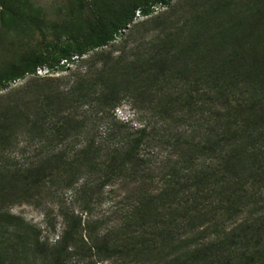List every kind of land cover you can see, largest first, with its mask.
I'll use <instances>...</instances> for the list:
<instances>
[{
	"label": "trees",
	"instance_id": "trees-1",
	"mask_svg": "<svg viewBox=\"0 0 264 264\" xmlns=\"http://www.w3.org/2000/svg\"><path fill=\"white\" fill-rule=\"evenodd\" d=\"M127 1L96 5L78 35L0 75V264H264V207H250L264 199V63L225 23L238 10ZM123 187L105 228L91 206ZM44 195L60 203L55 242L10 210Z\"/></svg>",
	"mask_w": 264,
	"mask_h": 264
},
{
	"label": "rangeland",
	"instance_id": "rangeland-1",
	"mask_svg": "<svg viewBox=\"0 0 264 264\" xmlns=\"http://www.w3.org/2000/svg\"><path fill=\"white\" fill-rule=\"evenodd\" d=\"M180 1L183 3L184 0L176 3L179 4ZM127 2V0H0V75L16 71L17 65L22 60L45 49L48 44L67 41L70 37L78 35L85 29L87 18L93 16L89 13L96 5L110 7ZM231 2V7L236 8L238 12L233 16H226V25L229 26L231 22L236 25L241 23L247 36L237 35L235 39L246 41L245 46L250 49L251 54L264 63V0H231ZM137 16L138 19H145L139 9ZM216 49L217 55L222 57L228 56L231 51L230 46L222 48L218 45ZM41 70L39 72L42 74L47 72L45 67ZM117 114L120 119H132L134 110L125 104L119 108ZM28 152L19 148L16 151V159L24 162L30 155ZM130 191V187H123L112 195H105L102 200L91 206L93 217L102 218L105 228L114 225L120 219L122 209L127 202L125 195L127 196ZM263 200L261 197L257 205L250 207L261 209L264 207ZM49 201L50 198L44 195L41 200L35 202H17L10 210L40 228L44 238L55 242L63 230V220L59 214V201ZM60 202L64 206L74 207L80 211L79 205L73 203L70 192H67ZM250 209L244 213L245 216ZM158 260L157 254H149L140 257L93 259L91 262L92 264H157Z\"/></svg>",
	"mask_w": 264,
	"mask_h": 264
},
{
	"label": "built area",
	"instance_id": "built-area-1",
	"mask_svg": "<svg viewBox=\"0 0 264 264\" xmlns=\"http://www.w3.org/2000/svg\"><path fill=\"white\" fill-rule=\"evenodd\" d=\"M41 72V71H40Z\"/></svg>",
	"mask_w": 264,
	"mask_h": 264
}]
</instances>
